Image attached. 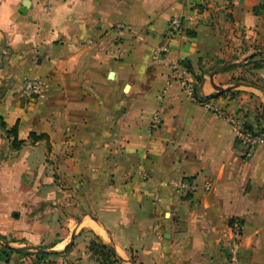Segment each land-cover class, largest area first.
<instances>
[{"label":"crops","instance_id":"1","mask_svg":"<svg viewBox=\"0 0 264 264\" xmlns=\"http://www.w3.org/2000/svg\"><path fill=\"white\" fill-rule=\"evenodd\" d=\"M46 1L20 12L22 0H0V236L50 252L70 235L85 249L87 228L120 264H226L237 222L239 264H264V145L242 155L205 106L263 127L264 89L240 70L264 49V0ZM174 15L182 27L155 56ZM26 77L48 82L34 101ZM68 190L71 204L56 202Z\"/></svg>","mask_w":264,"mask_h":264},{"label":"built area","instance_id":"2","mask_svg":"<svg viewBox=\"0 0 264 264\" xmlns=\"http://www.w3.org/2000/svg\"><path fill=\"white\" fill-rule=\"evenodd\" d=\"M43 8L48 10L51 8L49 0L43 4ZM182 27V17L174 15L168 22L165 29L164 42L155 47L152 51L153 55L160 56L169 49V40L180 30ZM171 68L179 75L180 82L184 92L189 97H194V86L191 80L186 76V71L176 60L170 62ZM47 87V82L40 78H24L23 89L27 94L40 93ZM205 106L212 112L224 117L236 130L237 141L240 144L241 154L246 156L253 152L258 145H264V133L258 132L255 128L247 126L236 114H230L225 109L217 108L211 103L206 102ZM160 123V116L155 112L150 120L149 127L157 128ZM175 185L180 189H187L194 191L196 185L185 180L175 182ZM240 240V225L235 222L231 225V234L225 241L226 250V264H239L238 243Z\"/></svg>","mask_w":264,"mask_h":264},{"label":"rangeland","instance_id":"3","mask_svg":"<svg viewBox=\"0 0 264 264\" xmlns=\"http://www.w3.org/2000/svg\"><path fill=\"white\" fill-rule=\"evenodd\" d=\"M260 50L264 51L263 48H260ZM254 54L264 53H258V51L256 50L254 51ZM241 75L245 78V80H249L259 86H264V57L257 56L254 59H250L249 61L242 63L240 76ZM37 94L38 93L29 94L28 97L33 100V98H35V95ZM28 139L30 138L28 137ZM58 199L61 200L64 204L66 203V205H70L71 199H74V194H72V192H69L68 190L65 191L62 196H56V202ZM65 211L63 210V218L66 216L68 217L74 215V212H71L70 210L66 212ZM67 231H69L68 227H66L64 233L65 235L66 233H68ZM67 239L68 240L66 241V244L62 245L60 249H53V251L48 252L45 255L38 254V251L40 249L44 250L46 247L51 245L50 243H32V245L30 246L22 247V250L20 252H10L8 256H3V258L0 259V264H104L99 260V256L101 253H98V250L93 251V249H90L91 241L95 244V246H98L101 241L100 238L93 231L87 228H83L78 232L76 240H78V243L81 240L86 241L87 245L85 249L82 247H76L77 243L74 242V238L70 241V235L67 236ZM8 242L9 241L5 236H0V250L3 249L5 244L9 245ZM120 263V261H116L114 264Z\"/></svg>","mask_w":264,"mask_h":264},{"label":"trees","instance_id":"4","mask_svg":"<svg viewBox=\"0 0 264 264\" xmlns=\"http://www.w3.org/2000/svg\"><path fill=\"white\" fill-rule=\"evenodd\" d=\"M257 56L264 57V54H252L249 56V60L254 59ZM253 84H255V83H253ZM261 87H262V89H264V86H261ZM0 126L4 129L6 127L5 123L1 119H0ZM247 126L252 127L248 123H247ZM253 128H255V127H253ZM255 129L258 132L264 133V125L261 128H255ZM7 132L10 133V135L13 137L12 138V141H13L12 144L14 145V147L17 148L18 144L22 142V141H19L17 139V126L13 125L11 128H9L7 130ZM28 137L32 140H38V139L44 138L45 136H44V134H35L34 132H30ZM90 249L91 250L93 249V251L98 250V253H101L99 256L100 257L99 260H100V262H102L104 264H114L116 261H120V258L116 255L113 248L110 245L103 243L102 241H100V244L98 246H95V244L91 241L90 242ZM21 250H22V248L13 247V246H10L8 244H5L3 249L0 250V259H2L3 256H8L10 254V252H20ZM46 253H48V252L43 251L41 249L38 251V254H40V255H45Z\"/></svg>","mask_w":264,"mask_h":264},{"label":"water","instance_id":"5","mask_svg":"<svg viewBox=\"0 0 264 264\" xmlns=\"http://www.w3.org/2000/svg\"><path fill=\"white\" fill-rule=\"evenodd\" d=\"M27 3H28V0H22V2H21V8H20V12H24L25 11V9H26V6H27ZM258 53H263V51H258ZM218 94V92H216V93H213L212 95H210L209 97H211V96H215V95H217ZM263 110H264V103H263Z\"/></svg>","mask_w":264,"mask_h":264}]
</instances>
